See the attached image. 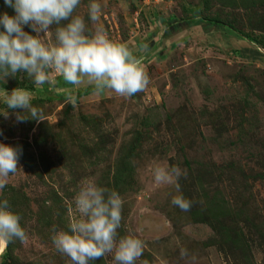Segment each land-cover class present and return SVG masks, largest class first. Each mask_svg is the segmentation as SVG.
<instances>
[{
    "label": "rangeland",
    "instance_id": "374dc122",
    "mask_svg": "<svg viewBox=\"0 0 264 264\" xmlns=\"http://www.w3.org/2000/svg\"><path fill=\"white\" fill-rule=\"evenodd\" d=\"M89 2L81 0L74 15L85 19L89 35L99 27L127 46L149 84L122 97L55 73L54 83L42 86L24 73L0 78V112L7 111L5 91L21 87L45 119L17 123L11 110L0 114V142L22 149L0 201L9 202L27 234L6 244L0 264L6 251L7 264H71L51 237L78 217L74 198L85 182L121 196L117 239L142 240L135 264H264V47L241 33L264 34V0L253 12L248 0H98L96 23ZM196 6L202 18L184 20ZM5 12L15 14L0 0ZM54 31L38 38L54 44ZM21 81L30 87L17 86ZM156 166L186 173L179 192L154 182ZM176 195L192 201L190 210L172 203ZM210 196L233 216L217 219ZM91 264L116 262L107 254Z\"/></svg>",
    "mask_w": 264,
    "mask_h": 264
},
{
    "label": "clouds",
    "instance_id": "9594fccd",
    "mask_svg": "<svg viewBox=\"0 0 264 264\" xmlns=\"http://www.w3.org/2000/svg\"><path fill=\"white\" fill-rule=\"evenodd\" d=\"M15 10L0 15V78L18 77L24 73L37 86L54 83L53 73L73 86H94L97 93L111 90L118 96L129 97L142 92L149 84V76L141 61L125 45L112 41L102 28L88 34L85 19L74 15L81 0H4ZM88 18L96 23L102 15L98 0H90ZM31 27L32 34L24 30ZM55 26V43L42 42L38 36L49 34ZM29 90L14 88L5 91L3 103L17 123L27 120L43 121L42 110L33 106ZM70 102L75 97L68 96ZM22 149L0 142V189L8 182L10 174L18 169ZM157 185H174L180 190L179 179L186 176L179 167L156 166L152 170ZM172 203L183 211L192 207V201L182 195L172 198ZM78 217L73 218L68 230L56 231L51 239L56 250L67 256L71 264H91L107 254H112L116 264H135L142 255L143 242L135 236L117 239L121 226L123 200L116 191L85 182L74 198ZM21 217L5 199L0 201V252L6 244L27 240ZM186 255V250H182Z\"/></svg>",
    "mask_w": 264,
    "mask_h": 264
},
{
    "label": "trees",
    "instance_id": "16d2710c",
    "mask_svg": "<svg viewBox=\"0 0 264 264\" xmlns=\"http://www.w3.org/2000/svg\"><path fill=\"white\" fill-rule=\"evenodd\" d=\"M203 1L205 2V0H203ZM248 1H249V4H250V5H248V7L252 9L251 12H253V9L255 8L254 6L257 3H259L261 1L259 5H262L263 4V0H258L257 3H256L257 0H248ZM198 7L199 6L190 8L189 11H191V15L190 16H186V18L184 17V20H187L188 19L187 22L193 23V21L195 19H197L198 17H201L200 13L198 12ZM208 21L210 22V24H213V25H216V23H220V20H219V18L217 16L208 17ZM228 23L234 27V23L233 22L229 21ZM168 24L171 25V22H168ZM175 26L177 27V24H174L173 27H175ZM236 29L240 31V28H236ZM241 33H243L244 35L250 37L254 42H256L260 46L264 47V34L263 35H257L255 33L245 32L243 30H241ZM0 86L6 87L4 85V83L1 82V81H0ZM17 86H25L27 88L30 87L28 85L26 86L23 81L19 82V84ZM185 162H187V159H185ZM227 165L225 164L226 167L224 166V169H227L229 171V166L230 165L229 166H227ZM207 202L209 204H214L215 205L214 208L216 209L215 215L217 216V219H224V220L227 219L228 220L231 216H233L232 210L229 209L227 206L219 205V203L217 202V200H216V198L214 196H212L211 199L208 198L207 199ZM240 233L241 234L239 235V238L243 235L242 232H240ZM236 235L237 234H235V237H236ZM235 237L232 240V242H235ZM8 245H9V243H8ZM3 254H5V258H4L5 261L2 264H7V260L6 259H8V258L6 256H8L9 252L6 251Z\"/></svg>",
    "mask_w": 264,
    "mask_h": 264
},
{
    "label": "crops",
    "instance_id": "0c3cea01",
    "mask_svg": "<svg viewBox=\"0 0 264 264\" xmlns=\"http://www.w3.org/2000/svg\"><path fill=\"white\" fill-rule=\"evenodd\" d=\"M217 26V25H216Z\"/></svg>",
    "mask_w": 264,
    "mask_h": 264
}]
</instances>
